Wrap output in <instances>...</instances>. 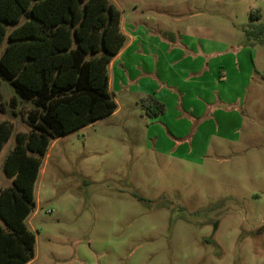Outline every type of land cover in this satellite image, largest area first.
<instances>
[{
	"label": "rangeland",
	"instance_id": "1",
	"mask_svg": "<svg viewBox=\"0 0 264 264\" xmlns=\"http://www.w3.org/2000/svg\"><path fill=\"white\" fill-rule=\"evenodd\" d=\"M112 1L127 14L148 4ZM147 1L156 16L149 28L162 35L201 20L213 38L252 51L249 87L238 105L195 119L180 146L174 125L156 122V106L131 87L115 96L112 116L54 141L28 219L36 235L29 264H264V41L245 34L253 13L264 23V0ZM179 2L203 8V17L180 22L186 11H170ZM0 91V123L14 127L0 154L1 190L12 185L3 165L17 134L31 130L33 105L6 80Z\"/></svg>",
	"mask_w": 264,
	"mask_h": 264
},
{
	"label": "trees",
	"instance_id": "2",
	"mask_svg": "<svg viewBox=\"0 0 264 264\" xmlns=\"http://www.w3.org/2000/svg\"><path fill=\"white\" fill-rule=\"evenodd\" d=\"M121 16L112 0H0V80L33 105L31 130L17 134L3 165L13 182L0 190V264L36 258L28 219L37 208L35 187L52 143L118 110L109 67L128 42ZM251 19L246 36L264 41V23L255 22L261 14ZM153 100V113L162 114L164 106ZM13 132V124L0 123V154Z\"/></svg>",
	"mask_w": 264,
	"mask_h": 264
},
{
	"label": "crops",
	"instance_id": "3",
	"mask_svg": "<svg viewBox=\"0 0 264 264\" xmlns=\"http://www.w3.org/2000/svg\"><path fill=\"white\" fill-rule=\"evenodd\" d=\"M143 1L148 3L144 5L147 9L139 11L136 6L130 14L115 3L121 10V30L128 42L110 64V91L115 98L123 87L141 88L142 99L151 98L163 105L164 112L156 115V122L165 127L174 125L181 138L175 143L180 146L191 141L185 130L195 119L213 118L212 108L220 113L240 103L252 77L248 62L253 53L247 48L239 50L233 41L213 38L214 29L207 23L203 27L201 20L187 23L178 36L173 32L162 35L160 30L149 28L156 16L147 14L152 3ZM184 4L170 8L174 16L186 11L180 22L203 17V8ZM231 114L241 121L239 113ZM229 123L235 121L230 119ZM181 153L184 156L186 152Z\"/></svg>",
	"mask_w": 264,
	"mask_h": 264
}]
</instances>
